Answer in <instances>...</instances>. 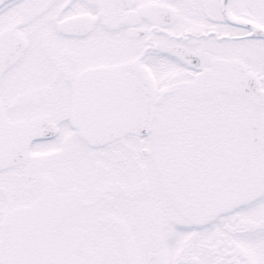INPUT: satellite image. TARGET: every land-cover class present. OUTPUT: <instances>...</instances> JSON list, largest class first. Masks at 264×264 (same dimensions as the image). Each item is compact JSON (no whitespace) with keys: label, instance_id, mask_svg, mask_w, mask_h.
<instances>
[{"label":"snow or ice","instance_id":"6c2138e0","mask_svg":"<svg viewBox=\"0 0 264 264\" xmlns=\"http://www.w3.org/2000/svg\"><path fill=\"white\" fill-rule=\"evenodd\" d=\"M0 264H264V0H0Z\"/></svg>","mask_w":264,"mask_h":264}]
</instances>
